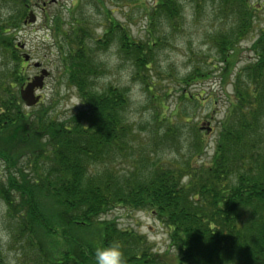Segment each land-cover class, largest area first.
<instances>
[{"label": "trees", "instance_id": "1", "mask_svg": "<svg viewBox=\"0 0 264 264\" xmlns=\"http://www.w3.org/2000/svg\"><path fill=\"white\" fill-rule=\"evenodd\" d=\"M29 1L14 0L17 12L0 14V61L5 65L0 72V160L8 169L0 179V202L16 224L8 232L25 260L95 264L96 247L118 241L124 264H264V27L249 48L251 60L239 72H228L234 75L233 95L209 163L195 158L207 148L201 128H195L185 150L189 154L161 159L159 136L178 138V128L189 120L155 111V127L141 128L125 113L130 99L123 87L95 86L103 69L99 54L113 42L149 92L163 81L150 72L154 48L167 41L158 26L165 22L169 31L177 30L186 2L195 13L211 3L229 20L209 40L218 63L232 71L237 46L252 33L260 9L248 0H155L152 7L146 0H74L67 19L60 13L45 18L63 59V77L82 101L62 120L41 101L26 106L16 89L27 82L16 40ZM113 2H121L126 12L140 3L147 33L155 38L136 40L109 8ZM209 69L200 64L179 83L206 80L213 73ZM150 98L160 102L153 92ZM181 98L198 105L201 95L183 92ZM119 159L127 163L126 171L117 167ZM114 207L145 210L164 224L172 257L147 248L145 237L134 230L102 220ZM2 253L0 247V264Z\"/></svg>", "mask_w": 264, "mask_h": 264}, {"label": "rangeland", "instance_id": "2", "mask_svg": "<svg viewBox=\"0 0 264 264\" xmlns=\"http://www.w3.org/2000/svg\"><path fill=\"white\" fill-rule=\"evenodd\" d=\"M73 1L30 0L27 18L24 19L16 40L20 46L19 53L24 59L25 80L28 82L36 75H40L43 69L47 70L48 74L44 77V86L38 91V94L41 95L40 101L45 105L52 106L53 112H56L62 120L79 109L82 106V101L78 91L63 77V59L58 44L46 29L45 18L60 13L67 19V8L71 7ZM248 1L251 6L260 9V11L257 12L252 33L242 42V45L237 46L236 54L233 56L235 66L232 71H225L223 64L218 63L215 56L216 50L211 46L209 40L210 35L215 30L225 29L228 26L226 22H229L211 3H208L201 12L197 11L196 13L191 3H184L183 21L177 30L169 31L170 29L165 22L158 26L167 36V41L165 45L154 48L156 61L153 70L150 72H158L164 80L156 81L155 89L153 88L150 92L142 80L135 76L136 68L128 56L120 54L117 43L113 42L108 49L100 52L99 57L103 69L102 73L98 74L99 78L95 81V86L99 89L109 85L123 87L130 99L125 113L137 126L145 128L151 124L152 128L155 127L153 115L155 111H159L161 115L165 114L166 118L173 120H175L173 116L178 118L179 115L182 121L189 120V123L181 124L178 128V138H175V134L167 137L159 136L158 142L161 144L158 153L159 158L178 159L177 157L189 154L185 150L191 144L195 128L199 127L204 133L203 137L208 142L205 153L197 155L195 158L200 159L201 162H210L217 138L219 121L223 118L227 102L233 95V86L230 81L234 75L229 77L228 72H239L251 60L252 53L249 48L260 28L264 27V0ZM154 2L155 0H146L148 7L154 6ZM108 6L115 11L114 15L117 19L127 24L126 27L136 40L145 42V40L155 38L147 33V22L142 20L144 12L141 10L140 3L129 5L128 9L131 8L128 12L124 11L121 2H113ZM18 8L19 6L15 5L14 0H0V14H4L3 12L6 10H11L14 14ZM30 11H33L37 17L35 23L31 22L28 17ZM127 14L128 20L126 19ZM148 29L151 32L150 28ZM156 33L159 34V31ZM26 55H28V60L25 58ZM200 64L203 70L207 71L210 68L209 71L213 72L210 78L200 79L194 85L182 86L179 83L181 76L189 74L196 66L200 67ZM4 67V63L2 65L0 61V72ZM154 74L156 75V73ZM175 75L177 79L174 78ZM184 88L185 90H183ZM16 89L19 91L20 87ZM152 92L159 95V103L155 104L150 98ZM183 92L186 96L191 94L199 97L201 95L200 103L196 105L195 102L191 103L181 98ZM143 130V134L148 133L147 129ZM150 137L155 139V136L150 135ZM171 138L178 139V145H174L173 140H170ZM119 160L117 167L126 171L127 163ZM7 171V166L0 160V179L5 180ZM6 208L7 206L0 202V247L3 249V264H31L29 259L28 261L25 260L19 247L12 244V238L10 240L8 229L16 226V224L9 221L8 218L10 217ZM102 220L113 221L119 230H134L139 235H143L147 241L145 239L142 241L153 252L166 254L170 258L174 253L169 247V235L166 226L145 210L114 207L102 215ZM90 233L92 234L91 231ZM92 236L85 239H90ZM28 254L31 255V251Z\"/></svg>", "mask_w": 264, "mask_h": 264}, {"label": "water", "instance_id": "3", "mask_svg": "<svg viewBox=\"0 0 264 264\" xmlns=\"http://www.w3.org/2000/svg\"><path fill=\"white\" fill-rule=\"evenodd\" d=\"M31 22L36 20V16L31 11L28 15ZM28 60V55L25 57ZM39 65V63H36ZM48 74L46 69H43L40 75H36L31 81L26 83L20 88L19 95L21 100L29 107L35 105L40 100V95H36L35 92L37 89L43 88L44 77Z\"/></svg>", "mask_w": 264, "mask_h": 264}, {"label": "clouds", "instance_id": "4", "mask_svg": "<svg viewBox=\"0 0 264 264\" xmlns=\"http://www.w3.org/2000/svg\"><path fill=\"white\" fill-rule=\"evenodd\" d=\"M94 258L95 264H124L121 243L113 241L107 245L96 247Z\"/></svg>", "mask_w": 264, "mask_h": 264}]
</instances>
